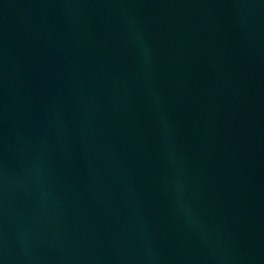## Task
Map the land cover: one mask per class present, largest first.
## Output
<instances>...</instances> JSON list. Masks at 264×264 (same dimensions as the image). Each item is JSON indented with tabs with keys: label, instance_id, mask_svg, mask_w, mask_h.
Returning <instances> with one entry per match:
<instances>
[{
	"label": "water",
	"instance_id": "95a60500",
	"mask_svg": "<svg viewBox=\"0 0 264 264\" xmlns=\"http://www.w3.org/2000/svg\"><path fill=\"white\" fill-rule=\"evenodd\" d=\"M0 264H264V0H0Z\"/></svg>",
	"mask_w": 264,
	"mask_h": 264
}]
</instances>
